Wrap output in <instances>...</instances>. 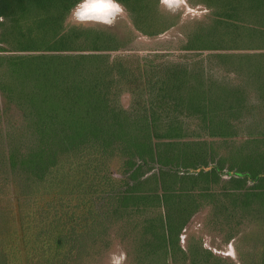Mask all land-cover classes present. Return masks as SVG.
Masks as SVG:
<instances>
[{
	"label": "trees",
	"instance_id": "obj_1",
	"mask_svg": "<svg viewBox=\"0 0 264 264\" xmlns=\"http://www.w3.org/2000/svg\"><path fill=\"white\" fill-rule=\"evenodd\" d=\"M83 1L0 0V54H12L0 55V92L19 107L24 119L17 130L0 133V264H12V252L19 245L24 250L33 246L35 251L50 246L57 253L56 260H65L67 255L71 259L86 235L74 228V220L79 222L80 218L70 214L62 219V214L48 204L38 205L40 211L37 208L34 212L30 206L32 183L35 180L40 186L49 178L62 185L65 166L70 170L80 154L87 152L86 158L95 157L99 161L98 158L116 151L138 159L143 165L159 166L158 176L151 178L156 187L142 193L122 192L118 190L120 181L106 176L103 186L108 191L97 192V197L90 201L80 200L81 211L88 204L96 208L93 217H89L91 207L83 211L81 230L102 227L108 216H116L122 209L141 210L139 206H149L160 211L144 223V238L135 240L139 251L136 264H178L177 253L189 264L216 263L207 250L182 251L179 247L180 233L197 206L193 195L169 188L165 178L193 183L209 176L204 171L181 176L167 169L174 164L190 168L197 160L193 158L195 154L187 152L197 143L173 141L185 135L181 122L172 114L186 112L202 119L208 116L209 137H228L227 123L216 114L221 112L217 110L219 106L214 109L211 105L215 101H205L196 91L203 84L202 77L196 75L199 80L188 85L193 77L184 67L147 65V60L136 77L130 69L107 62L104 55L98 54L116 49L108 45L112 39L105 41L103 36L94 37L87 30H65L67 16ZM113 1L128 13L133 28L143 36H158L174 25L172 22L165 26L166 20L159 22L156 18L152 9L159 0ZM199 3L218 11L220 21L210 34L217 39L220 49L264 52V0H199ZM244 15L254 20L256 29L236 23L242 22ZM202 42L207 46L208 40ZM204 46L189 44L183 50L194 51ZM256 57L260 58L257 66L247 67L254 70L250 72L263 74L259 80L264 88V54ZM130 80L141 86L137 88V104L130 111L116 109L109 104V88L115 84L133 85ZM182 89H186L185 95L179 92ZM164 97L169 104L165 105ZM158 122L163 123L162 127H158ZM161 138L169 142H162ZM163 150L168 154L163 155ZM198 162L206 166L203 160ZM128 164L132 167V163ZM243 165L248 169L237 172L239 179L264 181V175L252 171L248 163ZM93 169L95 173L102 171L98 167ZM133 183L137 181L133 179ZM66 225L70 226L69 232Z\"/></svg>",
	"mask_w": 264,
	"mask_h": 264
},
{
	"label": "rangeland",
	"instance_id": "obj_2",
	"mask_svg": "<svg viewBox=\"0 0 264 264\" xmlns=\"http://www.w3.org/2000/svg\"><path fill=\"white\" fill-rule=\"evenodd\" d=\"M85 1L67 16L65 30H87L94 37L103 36L105 41L112 39V43L106 44L115 46L116 49L98 54L104 55L107 62H116L130 69L136 77L138 69L147 60V65L176 64L188 69L193 77L188 85L199 80L196 75L202 77L203 84L196 91L202 94L205 101H215L211 106L214 109L219 106L217 110L221 112L216 114L228 125V137H209L208 116L202 119L186 112L172 114L181 122L185 135L173 141L197 143L196 147L187 151L195 154L193 158L197 160L193 161L190 168L174 164L167 169L181 176L209 172L205 180H195L193 183L178 181L170 176L165 178L169 188L193 195L197 206L180 233L179 247L182 251L207 250L215 258L216 263L213 264H264V181L252 183L236 176L237 172L248 169L243 163H248L252 171L264 175V88H261L260 84L263 82L259 80L263 74L250 72L253 70L250 67H256L260 60L256 55L264 52L247 48L238 51L220 49L217 39L210 34L215 23L220 21L216 16L218 11L199 3V0H159L152 9L156 18L159 22L166 20L165 26L172 22L174 25L155 37L138 33L133 28L128 13L118 4V9L97 12L84 10L82 4ZM80 12L86 13L85 18H80ZM242 18V22L236 23L256 29L251 17L244 15ZM211 38L215 41L210 40ZM203 40H208L207 46L203 45ZM189 44L204 48L183 50ZM219 55L232 57L222 59ZM132 82L133 85L125 83L122 86H110L107 98L111 106L125 111L136 106L137 88L140 89L141 86L137 81ZM19 91L21 90L18 89ZM11 92L17 93L15 90ZM179 92L183 95L187 93L186 89ZM163 101L165 105L169 104L167 97ZM23 124V114L19 107L8 102L0 92V133L4 135L7 131L17 130ZM162 124L157 123L158 127H162ZM161 141L169 142L165 138H161ZM167 152L163 150L162 153L167 155ZM86 154L87 152L80 154L77 158L79 160L70 170L69 166H65L62 185H58L55 179L48 178L46 184L37 186L34 180L30 204L34 212L37 208L40 211L38 205L48 204L51 209L62 214V219L63 215L70 214L75 218L79 217V222L74 220V228L77 227L76 231L86 235L82 243L78 244L77 251L71 259L67 255L65 260H56L54 255L57 253L50 246L44 247L43 251H35L33 246L24 250L17 242L19 247L12 252V264H56L55 261L59 262L57 264H136L139 251L135 240L142 236L144 238V223L148 218H155L160 210L143 205L139 206L141 210L129 207L125 211L122 209L116 216H108L102 227L81 230V214L92 205H86L81 211L80 200L90 201L97 197V192L108 191L107 186H103L108 177L120 181L122 185H119V191H150L156 187L151 178L158 176L161 168L155 163L143 165L138 159L124 157L117 151L98 158L99 161H95V157L86 158ZM198 160H203L206 166H202ZM255 160L259 161L258 164ZM129 162L132 167H128ZM94 167L102 171L95 173ZM133 179L137 183H133ZM88 210L91 211L89 217H93L95 206ZM68 228L70 226L66 225L69 232ZM177 256L178 264H189V261H183L181 254L177 253Z\"/></svg>",
	"mask_w": 264,
	"mask_h": 264
},
{
	"label": "bare ground",
	"instance_id": "obj_3",
	"mask_svg": "<svg viewBox=\"0 0 264 264\" xmlns=\"http://www.w3.org/2000/svg\"><path fill=\"white\" fill-rule=\"evenodd\" d=\"M86 5L87 9L85 8ZM82 7L84 10H92L93 8H95L97 12H104L110 9H118V5L111 0H87L82 4Z\"/></svg>",
	"mask_w": 264,
	"mask_h": 264
},
{
	"label": "snow or ice",
	"instance_id": "obj_4",
	"mask_svg": "<svg viewBox=\"0 0 264 264\" xmlns=\"http://www.w3.org/2000/svg\"><path fill=\"white\" fill-rule=\"evenodd\" d=\"M85 8L87 9V5L85 6ZM92 10H96L95 8H93ZM78 15L80 16L81 19L85 18L86 13L85 12H80L78 13Z\"/></svg>",
	"mask_w": 264,
	"mask_h": 264
}]
</instances>
